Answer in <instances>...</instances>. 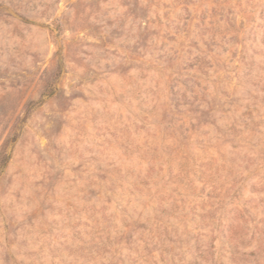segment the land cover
<instances>
[{
    "label": "rangeland",
    "instance_id": "374dc122",
    "mask_svg": "<svg viewBox=\"0 0 264 264\" xmlns=\"http://www.w3.org/2000/svg\"><path fill=\"white\" fill-rule=\"evenodd\" d=\"M0 264H264V0H0Z\"/></svg>",
    "mask_w": 264,
    "mask_h": 264
}]
</instances>
